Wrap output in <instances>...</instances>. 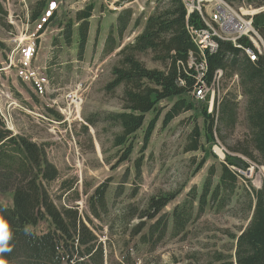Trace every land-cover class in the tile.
Returning <instances> with one entry per match:
<instances>
[{"label":"trees","instance_id":"obj_1","mask_svg":"<svg viewBox=\"0 0 264 264\" xmlns=\"http://www.w3.org/2000/svg\"><path fill=\"white\" fill-rule=\"evenodd\" d=\"M238 1L241 4L244 0ZM249 1L261 6L264 0ZM37 5L31 20L40 21L51 8L44 0ZM94 10L93 1L74 11L72 16L52 10L48 23L61 33L53 42L72 46L77 59L81 60ZM186 14L182 0H155L141 31L121 46L123 33L131 23L132 11L126 8L117 15L104 41L102 57L120 48L105 89L115 92L121 87L122 109L105 113L103 120L118 129L112 133L116 163L131 162L132 182L141 176L144 151L163 111L164 127L184 112L191 111L192 117L200 119V124L193 123L186 145V151L202 153L195 173L209 158L216 159L211 145L217 137L223 141L222 132H231L236 126L237 96L228 93L214 96L211 112L207 103H199L193 96V90L201 82L194 68L187 66L189 53L197 56L198 61L206 62L201 78L206 85L212 83L218 69L222 70V80L237 74L240 95L244 99L246 134L244 147L231 150L264 166V57L251 60L244 50L252 46L246 38H240L237 46L219 40L216 52L209 53L205 48L202 54L187 28L188 25L199 26L201 21L196 12ZM252 22L264 40V11L254 14ZM135 24L140 25L138 19L133 21ZM147 53L152 61L161 64L160 68L147 67L139 58V54ZM195 110L199 115L193 113ZM54 117L58 120L61 116ZM237 155L226 153L224 161L218 163V173L216 167L210 165L200 186L190 188L170 211L165 208L178 194L165 192L150 196L139 210V223L132 228L135 245L151 251L163 241L168 230L172 236L184 233L206 210L236 211L239 207L246 223L237 235H231L235 241L233 256L215 252L210 264H264V182L260 189L242 186L229 165L247 169L249 164ZM57 175L58 170L47 160L43 146L22 134H13L0 117V194L9 196L7 201H0V216L13 233L9 242L11 251L3 254L9 264H104L103 242L84 221L78 208L58 207L52 200L47 186ZM72 185L73 182L62 181L59 187L69 190ZM115 191L117 188L111 192L105 184L95 188L85 202L91 218L102 220L108 214L109 203L120 193ZM136 195V190L132 189L131 197Z\"/></svg>","mask_w":264,"mask_h":264},{"label":"rangeland","instance_id":"obj_2","mask_svg":"<svg viewBox=\"0 0 264 264\" xmlns=\"http://www.w3.org/2000/svg\"><path fill=\"white\" fill-rule=\"evenodd\" d=\"M39 1L0 0V117L13 134H22L43 146L47 160L57 168L56 180L47 186L54 203L58 207L78 208L84 221L103 242L104 264H210L215 252L233 256L235 241L231 235H237L246 223L239 207L236 211L206 210L184 233L172 236L168 230L163 241L151 251L135 245L132 228L139 223V210L150 196L165 192L178 194L165 208L170 211L190 188L200 186L210 165L219 172L218 163L224 161L228 152L238 154L249 164L246 170L229 165L231 170L243 175L238 177L241 185L248 189L262 188L264 166L231 150L244 147L246 134L244 99L236 75L221 78L217 88V96L232 94L239 103L235 128L231 132L223 131V141L217 137L211 146L216 159L209 158L195 173L202 153L186 151V145L193 123L200 124V119L192 117L191 111L184 112L164 127L163 111L144 151L141 176L132 182L131 162L116 163L112 133L118 129L103 120L105 113L122 109L121 87L115 92L105 89L120 48L107 57H102L101 51L117 15L126 8L132 11L131 23L120 41L123 46L141 31L144 17L153 9L155 0H44L54 8L50 7V12L43 14L40 21L31 20ZM91 1L95 10L86 50L80 60L72 46L53 42L61 33L48 23L47 17L52 10L72 16ZM227 1L242 12L264 11V1L261 6L249 0L241 4L238 0ZM135 19L139 26L133 25ZM139 58L147 67H161L159 62L151 60L149 53L139 54ZM216 95L212 100L211 96L196 100L207 103L211 110ZM161 105L167 104L161 102ZM193 113L199 115L198 110ZM55 115L61 116L60 119ZM62 181L73 182L72 188L61 190ZM100 184L108 186L111 192L115 188L120 192L109 203L108 214L102 220L91 218L85 203ZM132 189L137 192L135 197H131ZM8 198L0 194V201Z\"/></svg>","mask_w":264,"mask_h":264},{"label":"built area","instance_id":"obj_3","mask_svg":"<svg viewBox=\"0 0 264 264\" xmlns=\"http://www.w3.org/2000/svg\"><path fill=\"white\" fill-rule=\"evenodd\" d=\"M192 13L196 12L201 25H193V31L197 33L206 45L218 47L219 40L230 41L239 44L240 38H246L252 46H246L256 55V58L264 57V40L253 26V15L258 13L237 10L227 0H191ZM260 12V11H259ZM187 66L194 68L196 78L201 82L194 90L196 98L211 96V100L220 80V69L216 71L210 85H206L201 79L206 69L205 61H198V57L188 54ZM237 78V75L235 76ZM182 82V81H181ZM209 111H211L209 109ZM242 175V174H241Z\"/></svg>","mask_w":264,"mask_h":264},{"label":"bare ground","instance_id":"obj_4","mask_svg":"<svg viewBox=\"0 0 264 264\" xmlns=\"http://www.w3.org/2000/svg\"><path fill=\"white\" fill-rule=\"evenodd\" d=\"M182 1H183L184 6H185V8L187 10V15H190L192 13V1L191 0H182ZM187 28L189 29L192 41L196 44L198 50L200 52H202V54H203V51H204L205 48H207L209 53L216 52L217 49H216V47H214V45H206L202 41H200L199 35L193 31V26L192 25H190V26L188 25ZM234 45L237 46L238 44H234ZM244 50H245V53L251 58V60H253L254 57H256V55L254 53H252L250 50H247V47H245ZM220 74H221V76H220V80H221V78H223L222 77L223 76L222 70H220ZM217 88H218V86L215 87V91H214L213 95H216V93L218 94L219 89H217ZM238 173L241 174V172H238Z\"/></svg>","mask_w":264,"mask_h":264},{"label":"clouds","instance_id":"obj_5","mask_svg":"<svg viewBox=\"0 0 264 264\" xmlns=\"http://www.w3.org/2000/svg\"><path fill=\"white\" fill-rule=\"evenodd\" d=\"M13 233L8 222L3 216H0V264H9L8 260L4 258L3 254L10 252L9 242L11 241Z\"/></svg>","mask_w":264,"mask_h":264}]
</instances>
